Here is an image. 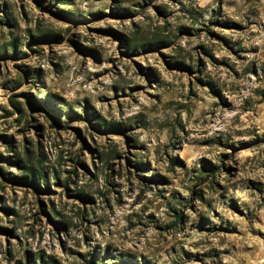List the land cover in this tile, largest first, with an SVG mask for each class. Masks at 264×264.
Listing matches in <instances>:
<instances>
[{
    "label": "rangeland",
    "instance_id": "1",
    "mask_svg": "<svg viewBox=\"0 0 264 264\" xmlns=\"http://www.w3.org/2000/svg\"><path fill=\"white\" fill-rule=\"evenodd\" d=\"M0 264H264V0H0Z\"/></svg>",
    "mask_w": 264,
    "mask_h": 264
},
{
    "label": "trees",
    "instance_id": "2",
    "mask_svg": "<svg viewBox=\"0 0 264 264\" xmlns=\"http://www.w3.org/2000/svg\"><path fill=\"white\" fill-rule=\"evenodd\" d=\"M180 64V63H179ZM180 66H184L183 64H180ZM99 124L98 126H103L105 127L106 125H108V123L106 122L105 119L100 118L99 119ZM5 159H8V157H6ZM29 175L32 176L35 179V183L39 182L41 179L45 180V174L42 171L39 170H34L33 168H29ZM24 179H22L21 181H23Z\"/></svg>",
    "mask_w": 264,
    "mask_h": 264
}]
</instances>
